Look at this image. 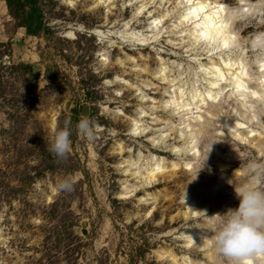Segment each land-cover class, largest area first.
Listing matches in <instances>:
<instances>
[{"label":"rangeland","instance_id":"1","mask_svg":"<svg viewBox=\"0 0 264 264\" xmlns=\"http://www.w3.org/2000/svg\"><path fill=\"white\" fill-rule=\"evenodd\" d=\"M220 1L223 53L182 0H0V264H227L213 215L264 162V0ZM229 60L240 93L228 71L211 85ZM66 124L60 158L48 143Z\"/></svg>","mask_w":264,"mask_h":264},{"label":"clouds","instance_id":"2","mask_svg":"<svg viewBox=\"0 0 264 264\" xmlns=\"http://www.w3.org/2000/svg\"><path fill=\"white\" fill-rule=\"evenodd\" d=\"M76 129L85 139L89 141L94 139L95 125L88 117H81ZM70 135L67 124L64 128L54 129L48 150L57 157H65L71 151ZM247 173L248 181L235 190L239 200L238 206L213 215L218 219L214 222L210 235L211 246L218 256L227 261V264H246L250 258L264 256V162L250 160L247 164ZM72 188L70 177L58 179L59 191L70 192ZM186 196L185 189L184 203ZM203 232L204 229L201 228V240Z\"/></svg>","mask_w":264,"mask_h":264},{"label":"bare ground","instance_id":"3","mask_svg":"<svg viewBox=\"0 0 264 264\" xmlns=\"http://www.w3.org/2000/svg\"><path fill=\"white\" fill-rule=\"evenodd\" d=\"M186 4V12L182 18L183 23L186 25H192L194 31V36L196 41L203 44H214L218 43L219 52H228L229 43H231L232 36H230V31L227 30L226 26L223 24V17L227 14L230 15L232 12H226L223 2L220 0H182ZM239 7L247 6L244 0H239ZM226 14V15H225ZM257 40H251V47L256 48ZM229 60L228 62L222 61V64H212V69L214 70V77L211 80V85L217 87L222 79H224L225 73L231 72L233 79L229 84L234 90L240 93L243 90L242 74L243 69L239 67L236 68V64H232ZM219 65V66H218ZM222 65V68H221ZM260 72L261 87L264 93V64L258 66ZM257 97V95L252 92L251 97ZM255 99V98H254ZM264 105V102H263ZM248 142V141H247ZM161 168L157 167L148 173L150 182L154 180L155 175H158ZM238 174V173H237ZM264 263V262H263ZM246 264H253L251 260H247Z\"/></svg>","mask_w":264,"mask_h":264}]
</instances>
